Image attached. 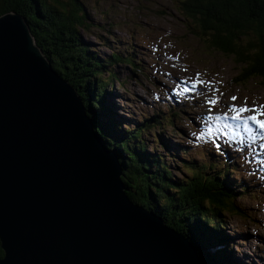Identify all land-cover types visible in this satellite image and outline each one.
Segmentation results:
<instances>
[{"label":"water","instance_id":"water-1","mask_svg":"<svg viewBox=\"0 0 264 264\" xmlns=\"http://www.w3.org/2000/svg\"><path fill=\"white\" fill-rule=\"evenodd\" d=\"M119 163L25 17L0 14V264H203Z\"/></svg>","mask_w":264,"mask_h":264},{"label":"trees","instance_id":"trees-1","mask_svg":"<svg viewBox=\"0 0 264 264\" xmlns=\"http://www.w3.org/2000/svg\"><path fill=\"white\" fill-rule=\"evenodd\" d=\"M82 1L0 0V14L9 10L22 14L35 43L53 68L76 89L93 131L120 162L121 181L130 200L153 212L166 226L181 234L195 248L203 264H233L224 245L225 216L235 214L249 218L252 211L242 206L239 197L256 196L258 192L262 196L260 186L249 189L247 182H236L229 175L238 170V163L223 147L203 145L211 160L197 162L191 158L183 141L161 140V150L143 136L151 133L156 124L182 123L184 117L177 113L190 107L192 95L197 96V92L188 90L180 95L179 102L172 103L162 90L164 100L159 97L157 102L149 104L154 106L158 101L165 104V110H158L162 115L157 112L142 115L132 122V117L118 112L106 99L109 80L118 78L113 67L123 62L133 70L142 67L127 51L110 47L106 55H101L96 45L82 38L78 27L92 23ZM178 2L186 28L199 40L206 54L219 52L237 66L232 81L226 85L244 87L257 80L264 86V0ZM111 89L109 84V94ZM189 118L185 124L188 128L191 126ZM154 135L158 140L159 136L155 132ZM186 138L191 140L189 135ZM178 153L185 156L180 166L186 172L173 179L175 170L168 160ZM175 169L180 171V168ZM2 255L0 246V257Z\"/></svg>","mask_w":264,"mask_h":264},{"label":"rangeland","instance_id":"rangeland-1","mask_svg":"<svg viewBox=\"0 0 264 264\" xmlns=\"http://www.w3.org/2000/svg\"><path fill=\"white\" fill-rule=\"evenodd\" d=\"M178 1H82L84 11L88 12V19L92 22L89 26L78 27L82 38L96 45L101 55H106L110 47L115 48L114 50L127 51L138 59L142 67L141 70H133L124 62L113 67L118 72V78L113 77L111 81L109 80L106 86V99L115 105L118 112H124L122 114L124 117H132V122L140 119L142 115L150 116L155 112L162 115L163 113L158 110H165V104L159 101L154 106L149 104L157 102V96H160L165 88L163 81L167 80L164 75L172 74L180 78L182 74L188 81L195 83L203 81V89L208 92H214L215 87L217 88L214 97L217 103L213 108H216L218 115L222 113H228L229 116L234 115L230 111L234 106H247L251 109L249 112L254 115L264 112L262 83L254 80L244 87L226 85L228 81H232L231 78L237 72V66L219 52L209 51L206 54L199 40L186 28V22L178 8ZM180 82L184 81L180 78ZM109 84L112 88L110 90L112 98L108 91ZM181 92L182 89L169 96L174 100L172 103L177 102V97ZM232 97L237 99L233 100ZM194 104L191 103L189 111L187 109L178 111L177 115L184 117L182 123L177 122L175 126L170 125L169 122L164 125L163 123L156 124L151 133L143 136L149 142L151 141V144L158 146L161 140L183 141L193 160L210 161L209 154L202 148L205 146L201 144L207 142V138L199 140L186 138L187 135L190 136V128L185 127L188 123L187 119L191 118L192 114L198 113ZM206 110L209 111L208 107ZM246 113L242 115L247 116ZM258 118L264 119V115ZM253 129L257 132L254 127ZM153 131L159 136L158 140ZM203 132H206L205 135L208 136L207 129ZM159 147L162 150V147ZM230 151L235 150L230 149ZM171 159L168 161H171L170 164L175 170L172 178L178 179L184 176L186 171L180 166V161L185 160V156L178 153L177 157ZM249 166L247 163L246 167L249 168ZM175 168H180V171ZM258 168L261 173H264V162H260ZM237 169L233 174L229 173L236 182L243 180L250 185L249 189L258 188L255 181L247 176L239 163ZM260 188L264 191V186ZM239 199L242 206L252 212L249 218L235 214L225 216L223 232L227 235L224 243L229 253L227 254L233 264H264V193L263 196L259 192L256 196L245 194Z\"/></svg>","mask_w":264,"mask_h":264},{"label":"snow or ice","instance_id":"snow-or-ice-1","mask_svg":"<svg viewBox=\"0 0 264 264\" xmlns=\"http://www.w3.org/2000/svg\"><path fill=\"white\" fill-rule=\"evenodd\" d=\"M196 83H203V81H196ZM185 91H188L189 89L185 88ZM233 100H236V97H232ZM209 104L211 105H215L217 103V100L215 99H211L208 101ZM231 112L234 113V115H232L230 117V119L235 122V128H236V132L234 133L233 136H231V139H236L237 137L240 138L241 141H243L244 137L240 135L239 130L242 128L244 133L247 134V137L250 141H255L257 138L264 140V133H257L254 132L253 127H251L249 125V121H254L255 125L259 126V129H264V119H259L258 116L260 115H264V112H259L256 115H250V116H243V113L249 112L251 111V109H249L247 106H243V107H232L230 109ZM229 118V114L228 113H224L223 116H213L211 114H209L206 119L208 121H212L215 120L217 122L221 121V120H226ZM224 129H232V125L231 124H224L223 129H219L220 131H223ZM212 127L209 126L207 128V134L209 136H211L212 134ZM227 134V133H225ZM205 135V133H201V136ZM217 147H219L217 145Z\"/></svg>","mask_w":264,"mask_h":264},{"label":"bare ground","instance_id":"bare-ground-1","mask_svg":"<svg viewBox=\"0 0 264 264\" xmlns=\"http://www.w3.org/2000/svg\"><path fill=\"white\" fill-rule=\"evenodd\" d=\"M255 128V127H254ZM257 130V128H255Z\"/></svg>","mask_w":264,"mask_h":264}]
</instances>
